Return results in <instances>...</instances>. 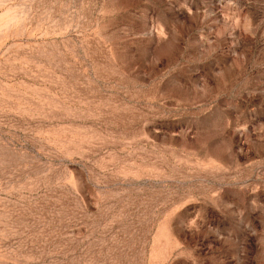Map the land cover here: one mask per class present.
<instances>
[{"label": "rangeland", "instance_id": "1", "mask_svg": "<svg viewBox=\"0 0 264 264\" xmlns=\"http://www.w3.org/2000/svg\"><path fill=\"white\" fill-rule=\"evenodd\" d=\"M0 264H264V0H0Z\"/></svg>", "mask_w": 264, "mask_h": 264}]
</instances>
